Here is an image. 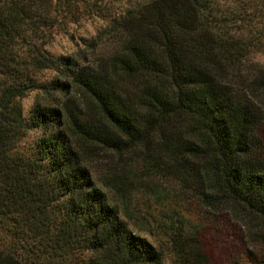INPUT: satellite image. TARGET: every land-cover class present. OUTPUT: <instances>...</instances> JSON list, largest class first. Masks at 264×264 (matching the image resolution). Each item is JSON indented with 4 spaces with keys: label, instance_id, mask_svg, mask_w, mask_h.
I'll return each mask as SVG.
<instances>
[{
    "label": "trees",
    "instance_id": "trees-1",
    "mask_svg": "<svg viewBox=\"0 0 264 264\" xmlns=\"http://www.w3.org/2000/svg\"><path fill=\"white\" fill-rule=\"evenodd\" d=\"M78 14L105 19L95 65L42 46ZM258 52L264 0H0V264H206L181 222L170 262L130 227L92 174L100 149L196 181L202 201L247 226L238 264H264ZM44 68L58 73L41 79ZM73 88L83 101L67 96ZM31 89L46 96L25 112ZM33 129L34 148H22ZM124 178L111 186L124 193Z\"/></svg>",
    "mask_w": 264,
    "mask_h": 264
},
{
    "label": "rangeland",
    "instance_id": "rangeland-1",
    "mask_svg": "<svg viewBox=\"0 0 264 264\" xmlns=\"http://www.w3.org/2000/svg\"><path fill=\"white\" fill-rule=\"evenodd\" d=\"M104 24L102 17L78 14V20L47 30L41 40L42 46L55 56L73 58L79 65H95L101 60L105 47L101 41L95 42L94 38ZM254 58L264 62V52L254 54ZM57 73L55 68H44L40 78L50 79ZM45 96L43 90H28L20 98L24 111L28 112ZM67 96L75 102L83 101L80 91L74 88ZM41 134L39 129L28 131L21 139V147L33 149L36 138ZM259 134L264 156V122L259 126ZM88 156L96 182L112 202L119 204L121 214L134 231L163 248L166 261L170 262L174 257L168 242L169 232L180 222L186 233L194 236L200 244L206 264H238L244 248L251 246L243 221L226 208L212 207L202 201L196 181L178 180L164 168L149 170L148 161L134 152L119 154L100 149ZM123 177L127 188L124 193L111 186L115 178L120 180ZM132 178H136L134 185L130 182Z\"/></svg>",
    "mask_w": 264,
    "mask_h": 264
}]
</instances>
